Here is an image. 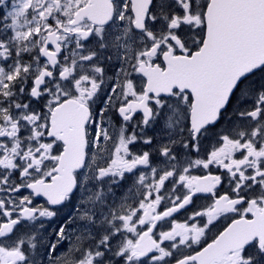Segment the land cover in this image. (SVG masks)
Instances as JSON below:
<instances>
[{
	"label": "snow or ice",
	"instance_id": "snow-or-ice-1",
	"mask_svg": "<svg viewBox=\"0 0 264 264\" xmlns=\"http://www.w3.org/2000/svg\"><path fill=\"white\" fill-rule=\"evenodd\" d=\"M0 264H264V0H0Z\"/></svg>",
	"mask_w": 264,
	"mask_h": 264
},
{
	"label": "rangeland",
	"instance_id": "rangeland-1",
	"mask_svg": "<svg viewBox=\"0 0 264 264\" xmlns=\"http://www.w3.org/2000/svg\"><path fill=\"white\" fill-rule=\"evenodd\" d=\"M72 210H73V209H72L71 207L66 208V209H63V211L61 212V218H62L64 215H66L68 212L72 211ZM45 223H46V225H48V231H49V232H51L52 229H53V227L56 226L55 221H46Z\"/></svg>",
	"mask_w": 264,
	"mask_h": 264
},
{
	"label": "flooded vegetation",
	"instance_id": "flooded-vegetation-1",
	"mask_svg": "<svg viewBox=\"0 0 264 264\" xmlns=\"http://www.w3.org/2000/svg\"><path fill=\"white\" fill-rule=\"evenodd\" d=\"M203 204V201L202 200H197L196 201V205L199 206ZM66 209V208H65ZM177 218L180 219V220H183L184 216L181 215V214H177ZM227 222H230V221H227ZM221 223H225L223 220L221 221ZM216 229H213V233H215ZM209 235H212L211 233Z\"/></svg>",
	"mask_w": 264,
	"mask_h": 264
}]
</instances>
